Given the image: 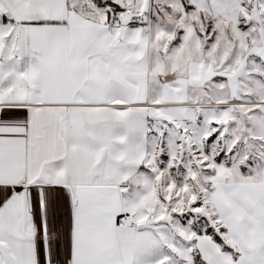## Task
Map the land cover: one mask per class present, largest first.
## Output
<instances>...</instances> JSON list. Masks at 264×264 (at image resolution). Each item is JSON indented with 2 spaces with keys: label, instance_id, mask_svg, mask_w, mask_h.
I'll list each match as a JSON object with an SVG mask.
<instances>
[{
  "label": "snow or ice",
  "instance_id": "1",
  "mask_svg": "<svg viewBox=\"0 0 264 264\" xmlns=\"http://www.w3.org/2000/svg\"><path fill=\"white\" fill-rule=\"evenodd\" d=\"M0 264H264V0H0Z\"/></svg>",
  "mask_w": 264,
  "mask_h": 264
}]
</instances>
